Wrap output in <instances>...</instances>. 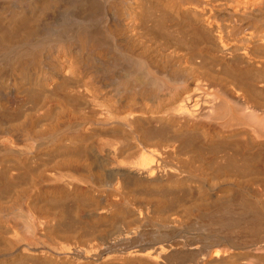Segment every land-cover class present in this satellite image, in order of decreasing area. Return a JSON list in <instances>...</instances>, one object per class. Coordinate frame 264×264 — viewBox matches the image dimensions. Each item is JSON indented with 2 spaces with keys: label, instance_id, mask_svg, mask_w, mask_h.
Wrapping results in <instances>:
<instances>
[{
  "label": "bare ground",
  "instance_id": "obj_1",
  "mask_svg": "<svg viewBox=\"0 0 264 264\" xmlns=\"http://www.w3.org/2000/svg\"><path fill=\"white\" fill-rule=\"evenodd\" d=\"M0 264H264V0H0Z\"/></svg>",
  "mask_w": 264,
  "mask_h": 264
}]
</instances>
